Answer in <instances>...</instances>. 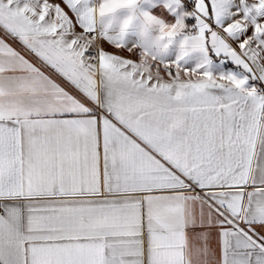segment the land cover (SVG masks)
<instances>
[{"label":"snow or ice","instance_id":"6c2138e0","mask_svg":"<svg viewBox=\"0 0 264 264\" xmlns=\"http://www.w3.org/2000/svg\"><path fill=\"white\" fill-rule=\"evenodd\" d=\"M0 264H264V0H0Z\"/></svg>","mask_w":264,"mask_h":264}]
</instances>
